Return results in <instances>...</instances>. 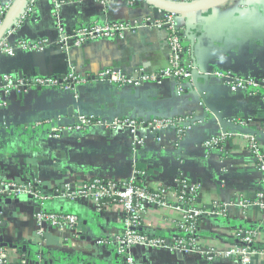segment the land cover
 Here are the masks:
<instances>
[{
	"label": "crops",
	"instance_id": "1",
	"mask_svg": "<svg viewBox=\"0 0 264 264\" xmlns=\"http://www.w3.org/2000/svg\"><path fill=\"white\" fill-rule=\"evenodd\" d=\"M28 8L31 11L19 18L20 23L1 42L12 45L46 40L47 44L40 52L17 50L8 56L0 51V77H92L107 68L135 76L140 69L156 73L167 67L165 29L143 28L122 39L99 38L80 47L72 45L73 34L84 26L140 22L162 15L142 0H135L133 6L125 0H28L23 12ZM176 21L186 37L187 54L199 72L197 87L203 98L193 83L178 95L175 81L168 78L123 87L91 80L76 84L70 91L38 87L12 91L6 104L0 106V183L20 185L36 179L40 194L47 198L43 209L71 212L82 220L77 242H60L48 232L40 243L34 199L27 194L7 195L9 198L0 203V242L14 260L36 261L40 256L42 264H126L113 245L93 244L100 237L120 233L122 215L118 208L104 201L96 206L90 199L55 197L65 183L78 186L96 176L126 180L139 168L151 187L176 189L178 176L199 184L198 205L205 214L198 224L196 246L223 249L235 243L234 230L255 228L256 254L250 264H264V213L253 207L244 216L239 204L253 198L260 187V174L247 145L237 137L222 148L202 145L221 131L208 110L226 125L233 119L245 120L253 131L264 125V105L258 97L231 92L222 80L206 75L219 71L264 79V0H229L198 12L191 29L187 17L177 16ZM63 37L65 45L61 44ZM80 114L139 121L191 116L203 121L192 124L177 141L170 133L159 144L144 132L138 136L143 144L134 146L126 129L68 131ZM226 131L242 133L230 126ZM59 132V140L49 139L50 134ZM260 146L264 154V140ZM216 205H224L223 211ZM144 222L143 233L160 236L166 244L173 242L177 229L171 217L153 208L146 211ZM131 255L134 264H235L209 261L196 252L181 256L142 246L133 247Z\"/></svg>",
	"mask_w": 264,
	"mask_h": 264
},
{
	"label": "built area",
	"instance_id": "2",
	"mask_svg": "<svg viewBox=\"0 0 264 264\" xmlns=\"http://www.w3.org/2000/svg\"><path fill=\"white\" fill-rule=\"evenodd\" d=\"M128 5L133 6L135 0H125ZM176 4L199 2L203 0H165ZM12 0H0V24L7 12ZM57 5V4H56ZM58 6V5H57ZM31 9L20 14L15 20V24L20 23L19 18L25 17ZM176 15L163 12L158 18H146L140 22L94 23L78 29L72 38V45L80 47L84 43L99 38H123L126 34H131L139 29H165L167 32L166 44L168 48L167 67L156 73H147L143 69L137 71L135 76L125 75L117 70L107 68L98 72L92 77H78L69 74L61 78L35 77L31 80L18 78L10 75L0 77V106L6 104L9 93L20 92L27 88H59L70 91L78 83H89L91 80L110 82L115 87L126 85H138L146 81H159L160 79H172L175 81L177 94L181 95L191 87V70L193 64L186 51V37L182 28L177 24ZM65 45L63 37L62 43ZM47 41L37 42L17 41L8 45L0 42V51L8 56H13L17 50L40 52L46 46ZM222 80L227 89L231 92L242 91L258 97L264 105V79H254L251 77L241 78L227 73L215 71L207 73ZM203 121V120H202ZM201 120L191 116H181L169 119H153L150 121H139L134 118H98L93 115L80 114L76 121L67 129L88 131L93 128H105L110 131L126 129L132 136V144L139 146L143 140L139 139L141 133L151 134L154 140L162 144L165 138L173 133L174 141L180 139L186 130ZM232 129H241V134H234L221 128V131L203 142L206 149L222 148L230 138H239L245 142L249 154L255 164L257 172L260 174V187L254 192L253 198L242 199L239 204L242 214L255 207L264 213V154L261 150L260 142L264 140V125L256 131L250 130L245 120L233 119L229 122ZM49 139L56 141L60 139V132L49 135ZM225 172V170H224ZM40 182L30 179L23 184L0 183V198H15L22 194L30 195L36 203V213L34 215L36 234L43 242V237L48 232L59 237L60 242L74 240L77 242L81 237L80 228L82 220L79 216L71 212L47 211L43 209L47 198L40 194ZM9 197H8V196ZM90 199L96 206L103 201L110 207L115 206L121 211L122 229L115 236H104L93 242L96 247L113 245L117 256L124 257L126 264H134L131 249L135 246H142L151 249H166L176 252L179 255H187L196 252L207 260L221 259L225 262L235 264H250L252 257L256 254L254 242L258 239V229L239 228L233 231L235 243L223 249L214 247L196 246V232L200 219L205 214L203 208L198 205L199 184L187 181L178 176L176 178V189L166 186L151 187L145 180V172L139 168H134L130 178L122 180L119 178H108L96 176L87 180L82 185L65 183L61 193L56 199L64 200L69 197ZM220 207L223 211V206ZM156 209L163 216L172 219L174 227L177 229L176 235L171 244H166L165 240L156 235L143 233L144 216L148 209ZM165 214V215H164ZM145 225V222H144ZM40 241V240H39ZM0 264H42L40 256L36 261L22 258L14 260L6 247L0 242Z\"/></svg>",
	"mask_w": 264,
	"mask_h": 264
},
{
	"label": "water",
	"instance_id": "3",
	"mask_svg": "<svg viewBox=\"0 0 264 264\" xmlns=\"http://www.w3.org/2000/svg\"><path fill=\"white\" fill-rule=\"evenodd\" d=\"M27 1L28 0H12L0 24V42L6 36L7 32L14 27L15 20L23 12V8L27 3ZM142 1L148 6L160 10L161 12L171 13L176 16L187 17L188 18L187 27L191 29L192 19L196 13L218 7L229 0H203L199 2L185 3V4H176V3L167 2L165 0H142ZM198 76H199V72L196 68V64H193V69L191 70L192 83L197 93L201 96V98H203V94L200 92V90L197 87ZM208 113L217 119V122L222 129H225L227 127L225 122L221 118H219V116H217L215 112H213L212 110H208ZM1 201H3L2 198H0V203ZM1 228H0V234H1Z\"/></svg>",
	"mask_w": 264,
	"mask_h": 264
}]
</instances>
